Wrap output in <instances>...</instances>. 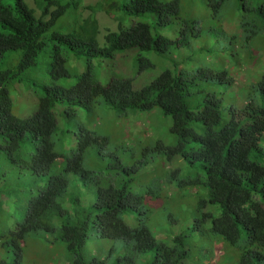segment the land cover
Returning <instances> with one entry per match:
<instances>
[{"label":"trees","instance_id":"1","mask_svg":"<svg viewBox=\"0 0 264 264\" xmlns=\"http://www.w3.org/2000/svg\"><path fill=\"white\" fill-rule=\"evenodd\" d=\"M33 1L40 14L26 0H0V163L4 164L0 178L17 167L20 173L27 172L44 186L28 201L24 219L17 223L8 239L10 246L4 249L10 257L0 264H19L20 250L30 233L45 237L43 240L56 255H61L58 250L63 247L69 264H109L112 252L123 251L125 257L110 264H188L189 247L197 239L200 246H206V253L200 257L198 253L193 264H203V257H210L208 250L214 240L223 244L222 261L227 264H264V77L235 85L231 70L227 69H197L196 74H185L182 63L169 57V46L175 40L160 33L175 16L177 0H128L129 13L154 14L157 22H135L128 27L119 23L117 31L106 32L104 46L95 39V19L83 21L85 26H91L92 34L46 35L63 9L55 10L51 19H46L48 6L57 0ZM237 1L244 12L245 31L243 37L233 39L236 50L232 58L233 66L241 69L245 52L244 59L252 53L247 40L257 33L264 39V0ZM185 37L187 34L177 41L185 42ZM53 38L65 44H53L49 50L48 70L55 79L68 75L64 66V52L68 50L89 59L114 58L116 53L128 49L138 53L152 50L167 66L140 88L133 86L130 77H112L103 85L92 79L89 69L79 74L76 84L70 87L38 83L43 89L36 92V109L27 117H19L11 111L8 83L21 77L24 70L37 66L47 41ZM12 51L20 53L14 66L5 61ZM137 59L141 69L153 65L141 54ZM99 98L105 108L117 112L159 109L170 117L169 132L175 139L174 145L163 146L169 162L171 157H179L181 160L173 159L183 166H198L182 177L177 166L170 178L177 181L178 197L184 198V193L191 190L193 204L177 205V212L184 216L169 240L163 236L173 228L157 238L145 222L151 208L145 201L161 198L160 193L168 190L150 179L144 189L132 190L128 181L113 172L102 185V172L121 165L106 164L100 172L83 165L90 149L96 147L97 154L103 152L108 139L87 123L78 124L75 132L71 118L82 109L94 110ZM239 99L242 104L236 103ZM70 138L75 140V147L66 152L60 144ZM57 160L62 161L61 167ZM76 176L94 182L96 200L83 198L74 180ZM21 180L19 176L17 182L20 184ZM6 185L10 188L0 187L4 193L0 201L12 200L19 192L11 193L14 187ZM174 214L166 212L171 225ZM189 220L191 224H187ZM90 230L100 238L114 241L107 254L86 256L84 245Z\"/></svg>","mask_w":264,"mask_h":264},{"label":"rangeland","instance_id":"2","mask_svg":"<svg viewBox=\"0 0 264 264\" xmlns=\"http://www.w3.org/2000/svg\"><path fill=\"white\" fill-rule=\"evenodd\" d=\"M26 2L30 7H35L36 14H40V10L36 8L33 0H26ZM127 2L128 0H57V3L48 6V13L45 14L46 19H51L52 12L59 8L63 9V12L56 16L46 35L49 36L52 33L66 35L72 32L92 34L91 26H85L83 21L84 19H95L97 22L95 39L99 46H104L106 32L108 30L117 31L119 23L128 27L135 22L152 24L157 22L154 14L129 13L126 8ZM243 18L244 12L237 0H211L210 2L177 0L175 16H172L169 22L164 24L160 33L175 40L169 46V57L176 58L182 63L181 67L185 69V74H196L197 69L214 71L227 69V71L231 70V77L235 85H245V81L249 83V80H258L264 77V39L257 33L247 40L246 45L252 51L251 55L248 54V58L244 59L247 54L245 52L241 69L233 66L235 58L232 56L236 50L233 39L243 37L245 31ZM186 34L185 42L177 41ZM53 44L65 45L57 38L48 40L45 52L39 58L37 66L24 70L21 77L19 76L8 83L13 114L27 117L34 112L37 106V93L43 89L41 85L49 86L58 83L65 87L73 86L78 80V75L87 69L90 70L92 79L103 85H106L112 77H130L133 79V86L140 88L149 84L160 73V70L167 66L164 60L159 59L160 56L155 55L152 50L138 53L137 50L128 49L116 53L114 58L92 59H89L87 55L68 50L64 52V66L68 75L55 79L48 70L50 68L48 63L51 61L49 50ZM137 54L143 55L153 65H146L141 69ZM19 56V52L12 51L6 56L5 61L13 66L17 65ZM88 65L91 67L89 68ZM236 103L242 104V101L239 99L236 100ZM95 107L94 110L90 109L91 111L82 109L71 118L73 119L72 129L75 128V132L78 124L87 123L90 129L108 139V144L103 152L97 154L96 147L90 149L91 152L84 159V167L100 172L106 164L114 166L120 164L121 168L110 167L102 172V176L99 177L101 179L99 183L102 185H106L109 181L108 177L113 172L117 173L122 181H128L132 190L144 189V186L151 183L146 185L148 179L156 180L160 188L168 190V193L163 192V195L160 193L161 198L145 201V205L151 207V210L148 209L145 222L151 227L156 237H159L161 232H169L173 228L171 233H166V236L165 234L163 236V239L169 240L168 238L177 230V222L184 216L182 212H177L179 211L177 205L180 203L182 205L193 204L191 190L188 189L184 193L186 195L184 198L183 196L178 197L175 189L178 190V187L175 186L177 181L170 178L177 166L179 177L185 176L189 169L197 170L198 166L192 165L193 168L190 165L183 166L173 159L176 157H171V162H169L163 146L174 145L175 139L169 132L170 117L163 115L159 109L155 108L144 112L132 110L117 112L105 108L100 102V98ZM60 146L68 152L70 148L75 147V140L70 138ZM56 163L61 167V160H57ZM7 172L6 177L0 178V187L9 189L10 187L6 184L10 186L12 184L14 189L10 192L13 194L16 193V190L19 192L12 196V200L7 198L0 201V261L9 259V252L4 250L10 246L8 239L15 231L17 223L24 219L28 201L38 195L39 190L44 186L42 181L34 180V177L27 172L22 171L23 174H21L17 167H13ZM2 173H4V164L0 163V174ZM19 176L22 177L20 184L17 182ZM169 179L171 181L167 184ZM74 180L79 184L84 199L87 201L96 200L94 182H85L78 176ZM12 186L11 188H13ZM3 194L0 191V195ZM172 211L175 213L173 225L170 224V217L166 215V212ZM187 224H191V221L189 220ZM49 238L52 239L50 236ZM43 239L45 237H40V235L33 237L31 233L25 237V247L22 245L20 250L19 264H69L65 260L67 254L63 253V247L58 250V254L62 256L56 255L50 250L51 245ZM112 245H114V241L100 238L98 235L96 236L94 230H90L89 237L85 241L84 253L88 258L93 254L102 256L107 254ZM116 248L118 247L116 246ZM210 248L208 250L210 257H203V264H227L222 261L224 250L220 241L214 240ZM175 249L179 253L177 246ZM124 253V251L120 254L112 252L108 259L109 264L115 263L119 258H124ZM198 253L199 257L200 254L206 253V246H200L197 239L189 247L190 255L187 258V263L193 264L192 261L197 260ZM225 260L228 262L229 258L226 257Z\"/></svg>","mask_w":264,"mask_h":264}]
</instances>
